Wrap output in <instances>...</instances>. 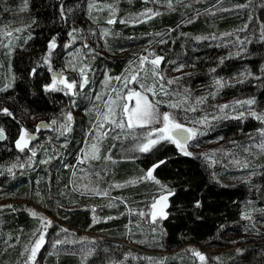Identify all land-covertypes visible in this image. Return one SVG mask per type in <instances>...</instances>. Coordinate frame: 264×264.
Returning a JSON list of instances; mask_svg holds the SVG:
<instances>
[{"label": "trees", "instance_id": "obj_1", "mask_svg": "<svg viewBox=\"0 0 264 264\" xmlns=\"http://www.w3.org/2000/svg\"><path fill=\"white\" fill-rule=\"evenodd\" d=\"M148 2L156 14L148 13L140 19L149 16L150 21L121 22L122 18L139 21L131 13H137ZM90 3L115 4L118 18L109 24V9L90 10ZM22 25L30 27L14 31ZM262 28L264 0H172L171 7L168 0H0V41L8 38L5 31L17 36L9 62L11 78L14 76L12 86L6 90L0 86V108L8 107L14 114L0 112V126L6 131L0 142V264H22L26 259L21 252L39 225L28 211L31 204L39 205L71 229L95 235L99 241L96 252L86 261L73 253L39 252L42 264H196L193 247L218 249L209 253L215 264H264V230L259 226L264 223V167L253 171L264 164V154L256 163L236 172L212 168L200 153L185 155L171 142H161L149 153L136 154L131 152V139L124 143L110 138L97 161L84 165L79 159L96 124L97 112L102 110V82L107 77L113 80L122 76L128 61L146 53L147 48L164 56L170 66L178 57L185 65L181 77L170 84L172 90L194 94L195 87L212 88L217 77L236 75L241 80L224 88L221 94L225 100L264 101ZM53 35H57L58 46L53 50L50 70L42 58ZM73 35L77 39L68 43ZM197 36L203 38L197 40ZM116 49L120 55H114ZM3 50L0 46V52ZM67 59H75L69 78L77 80L76 94L59 89L45 91L43 84L51 82L53 71H68ZM85 64L90 66L85 69L89 83L81 88L79 69ZM33 67L37 68L36 75L31 73ZM246 71L256 75L244 79L239 74ZM67 111L73 118L65 130L62 125ZM173 114L179 119L191 115L180 109L173 110ZM34 120L50 124L47 132L53 131V136L46 142L43 136L37 146L31 148L29 144L21 151L15 144L19 131L22 126H33ZM256 122L251 115L217 121L209 136L237 153H244L245 146L259 152L252 145L262 143L254 139L260 128ZM19 157V165L23 166L9 170ZM158 160L164 162L153 174L175 192L168 197L167 217L150 222L147 211L152 199L160 194L161 185L143 179L124 181L142 177ZM81 171L98 184L102 180L98 192H107L116 184L126 186L115 189L110 196H98L77 185V172ZM243 174L252 176L251 184L256 188L237 181ZM106 216L110 219H104ZM54 232V228L48 231L46 244ZM128 253L160 261H135L126 257Z\"/></svg>", "mask_w": 264, "mask_h": 264}, {"label": "snow or ice", "instance_id": "obj_2", "mask_svg": "<svg viewBox=\"0 0 264 264\" xmlns=\"http://www.w3.org/2000/svg\"><path fill=\"white\" fill-rule=\"evenodd\" d=\"M169 6L171 7L172 0H168ZM26 6V5H25ZM95 5L90 3L88 5L89 9L91 10ZM106 7L113 12V15L109 18L108 23L112 24L115 22V11L118 9L114 8L112 4H107ZM238 7H243V5H238ZM98 11H102V9H97ZM64 7L61 5V14H64ZM68 11H71V9H68ZM144 13H152L155 15V11L151 8H145ZM138 15H143V13H140ZM147 18V17H145ZM128 23H137L136 20H129ZM30 27L29 25H22L20 28L15 29L14 31L20 32L24 28ZM75 31V30H74ZM104 33L107 34L109 30L105 28ZM262 32H264V28L261 29ZM7 37H12L13 33L9 31H5L3 33ZM69 35H72L69 33ZM203 37L197 36L196 39L200 40ZM76 36H72V40H70L68 43H72V41L76 40ZM261 40H264V35L260 37ZM58 46V40L57 35H53L49 40L47 44V54L43 56L42 61L47 63L49 65V69L51 70V56L53 54V50ZM107 46V44H106ZM91 51H94V49H90ZM243 50V49H242ZM9 51H12L11 48V41H9ZM236 55H239V52L236 53ZM223 57L220 58L221 62H223ZM149 60V56L140 55L139 56V68L136 67L134 62L132 60H129V65H132L133 67L129 72L122 77L118 76L115 77V79L120 80L123 79L124 88L127 89L125 92L123 89H112L114 93H116L114 96L109 95V100L106 102V108L107 110L103 113L97 112V120H100L101 123H111L115 125L116 127L120 129L128 128L130 130H133L131 132V135L134 138V143L132 144V147L135 149H139L140 151L144 153H149L151 150L160 144L161 142H171L175 144V146L179 149L180 152L184 153L188 156L196 155L195 153L191 152L189 150V141H192L194 137H196L202 129H198L196 127H189L187 123L181 122L180 119L177 118L175 114H173L170 111H162L159 107L162 103L169 104L170 108H177L179 109L181 107V102L177 101H165V100H153L150 99L147 93H151L153 97L157 96L158 93L156 91L157 86L159 87V92L164 94L165 96L168 95V92L166 91L167 85H165L164 81V75L162 71L159 69V65L161 61L164 60V56L162 55H154V57L151 59V78L152 83L148 84L146 83L148 78V68L145 64V61ZM40 61H38L39 63ZM69 67L75 68V65L69 64ZM90 66L85 64L83 67L80 68V74L83 77L82 82L80 83L79 87H84L88 83V75L85 69L89 68ZM185 67L184 64H179L178 68ZM210 71H214V69H210ZM31 73L33 75L37 74V68L33 67L31 69ZM141 73H143L145 82H140V76ZM240 76H242L244 79H247L250 76H255V73H252L251 71H246L244 73H240ZM261 75H264V66H262ZM14 79V76L11 78ZM112 79V77H107V80ZM179 78H170L168 80V84H172ZM157 80L160 81L159 85H157ZM129 81H136L139 83V90L136 87H128ZM217 87L223 86V81L217 77L216 78ZM243 82V81H240ZM12 86L11 82L6 83L3 85V90H6ZM43 88L45 91L48 90H63L66 93L71 92L73 95L76 94L75 89L77 88V80L69 78L64 75L63 70L60 72H52L51 76V82L44 83ZM97 99H100L99 96H97ZM188 96H183L182 101H187ZM198 102H203L201 97H197ZM131 102V103H130ZM238 105H243L244 103H247L248 105H252L255 103V100L253 98H248L246 101L236 100L234 102ZM221 110L226 109L229 107L228 104H221L218 106ZM192 111L195 110V108L191 109ZM0 112L8 114L9 116H13L14 114L11 112V110L8 107H2L0 108ZM233 114L237 116L238 118H245L246 114H250L251 116L255 117L257 120L264 121V112H258L253 108H249L247 110V113L245 111H236L233 110ZM66 121L62 125L65 130H67L70 127V123L72 121V112L67 111L66 112ZM227 114H225L226 116ZM119 117V118H118ZM217 117H201L198 121H193V123H206L208 119H216ZM187 119V117H185ZM52 123H56L55 120L52 121ZM50 124H46L45 122H40L36 125V129L39 130L41 127H50ZM93 127L96 128L99 135L97 136V141L105 135V133L100 131V127H98L95 123H93ZM140 128L141 130L139 132L135 131V129ZM91 131V130H90ZM258 131L262 134H264V127H261L258 129ZM34 133H31L27 127H21V130L18 134V139H16L15 144L18 149L21 151H24L26 148H28L29 143L31 139L33 138ZM6 131L5 128L0 126V138H5ZM117 139L120 138L119 135L116 137ZM127 138V135H125V139ZM264 147V145H261ZM32 151V157L36 154V149H31ZM81 152L83 153L82 156L79 157L80 160L88 159L91 157L99 158V144L93 143L90 145V147L85 144V148L81 149ZM32 157H29L31 160ZM48 159H51L49 157ZM209 160H212L211 156H208ZM163 160H158L156 163H153L150 167H148L142 177H135L131 178L128 181H124V183H135L140 179L143 180H152L157 184L161 185V188L158 189V192L160 193L158 196L154 197L152 199L151 203V219L153 221L157 220V217H167L168 212L165 210L168 206V197L171 196L174 192V188H169L168 185L163 184L162 181H160L154 174V169L159 165L162 164ZM239 163V162H237ZM17 166L22 167L23 165H17L16 163H13L10 165L11 168H15ZM67 166V165H66ZM241 167H244L245 165H240ZM254 173H251L252 175ZM245 179H248V177H245ZM119 186V184H117ZM85 190H88V185H81ZM97 187H93L91 191H97ZM100 195H107L106 191H100ZM196 204L199 205L200 201L197 200ZM93 211H95V206L93 207ZM130 211V210H129ZM32 215L34 217H38L40 220L41 227H38L35 229V232L38 233V238L35 239L34 242H30V248L26 247L24 249L25 253H27L26 259L23 261V264H38V261L36 259L37 253L40 250V248L43 246L45 242V233L47 232L48 227L53 223L51 219H49L46 216L41 215L39 212L35 210H31ZM141 215H143V212H141ZM242 215L247 216L246 213H243ZM104 219H110V217H104ZM46 221V223H45ZM93 222H95V216L93 217ZM57 244L60 243L59 240L56 241ZM95 250L94 249H88L87 251H82V260H87V257L91 256ZM192 252L195 257L199 258L200 264H208L209 257L200 249L193 247ZM216 259H219V257H216Z\"/></svg>", "mask_w": 264, "mask_h": 264}, {"label": "rangeland", "instance_id": "obj_3", "mask_svg": "<svg viewBox=\"0 0 264 264\" xmlns=\"http://www.w3.org/2000/svg\"><path fill=\"white\" fill-rule=\"evenodd\" d=\"M148 3H145L143 5V7L138 10L139 12L137 11V13H131V14L138 19H140V17H144L145 15L148 14V13H144V9L145 8H151V9L153 8L152 4L150 2H148ZM94 5H95L94 6L95 10L107 9V7H106L107 4L106 5H100L99 3H95ZM113 6H114V8L117 9L115 4ZM109 12H110V17H111L113 15V12H111L110 10H109ZM118 12L119 11L117 10L114 13L116 18H118L116 15ZM140 13H143V15H138ZM150 19H152V18H150L148 16L147 18L140 19L138 22L140 23L142 21H150ZM121 20H122L121 21L122 23H128L127 21L123 20V18ZM115 21H116V19H115ZM16 38H17V36L12 35L11 38L8 37V38H6L5 41H0V46L4 49L2 52H0V86L2 89H3V85L6 83H9L11 80L12 75H11V69H10V65H9L11 52L9 51V41H11V46H12L13 42ZM147 49L149 52L148 51L146 53L144 52L142 55L149 56V60L145 61V64L147 65V68H148V78H147L146 83L151 84L152 83L151 59L156 54L153 52L152 49H149V48H147ZM120 54H121L120 50L116 49L114 51V55L117 56ZM140 55L141 54H139L138 56H135V59L133 60V62L137 68H139V56ZM178 59H180V58L178 57L171 62V63H174V66H170L169 65L170 62H166L165 58H164V60L161 61L160 65L158 66L164 75V81L163 82L165 83V85H167L166 91L168 92V95L165 96L164 94L160 93L159 87L157 86L156 91H157L158 95L153 97L151 95V93H147L149 98L153 99V100H165V101L181 102V107L179 109L183 110V111L187 110L190 112L191 115L189 117L184 116V118L180 119L181 122L187 123L189 125V127H196L198 129H202V131L196 137H194L193 140L189 143V150L193 153H200L201 155H203V157H205V160L210 164V166L212 168H214V167L220 168L221 167L224 170L230 169L229 171L241 172L246 167H249L252 163H256L257 158L261 154L262 155L264 154V147L261 146V145H264V134L260 133L259 131L256 132L254 139L259 138L262 141V143L261 144H256V142L252 143V145L255 147V150H258L259 152L253 151L250 148H248L247 146H245L244 148L246 149V151L244 153H237L236 149L233 150L232 147H229V148L226 147V145L224 143L222 144L221 142H219L218 139L212 140L211 136H209L210 135L209 130H211L213 123H215L217 121L228 120L231 118H238L237 116H235L233 114L234 109L236 111H245L247 113V110L249 108H253L258 112H264V101H258L252 105H248L247 103H244L243 105H238V104L234 103L236 101V99L231 100L230 102L225 100L221 93H223L224 88L227 87L229 84H231V83L234 84L235 82L239 81V79L241 77H237L236 75L229 77V78H221V80L223 81V86H221L219 88L217 87V83L215 85H213L212 88L206 89V90H204V89L198 90V87H195L194 90H196V92L194 94H192V93H186L185 94V92H183V91L172 90L170 84H168V80L170 78H180L183 71L185 70L184 68H178V65L181 64L178 61ZM67 62H68L67 63L68 71L64 72V75L67 77H70V73L72 70L74 71V68L69 67L68 65L69 64L74 65L75 59L73 61L67 59ZM132 67H133L132 65H129L128 69L126 70L125 73L122 74V76L127 74L129 72V70H131ZM122 76H120V77H122ZM72 79H75V78L73 77ZM81 79L83 80V78H81ZM82 80H81V82H82ZM140 82H145V78H144L143 73H141ZM88 83H89V81H88ZM124 83L125 82L123 81V79L107 80V78L105 79V81L102 82V85L104 84L103 88H102L103 89L102 92L105 95V99L102 102V104L100 105L102 107L101 113H103L107 110L106 102H108V100H109V95L114 96L116 94L112 91V89H123L125 92L127 91V89L124 88ZM159 83H160V81L157 80V85H159ZM128 87H136L139 90V83L136 81H129ZM183 96H188V100L182 101ZM197 97H201L203 102H198ZM241 101H246V100H241ZM221 104H228L229 107L221 110L218 107ZM159 107L162 111H170L172 113H173V110H177V108H170L169 104H167V103H162L159 105ZM192 108H195V110L192 111L191 110ZM72 112H73V110H72ZM225 114H227V115L225 116ZM248 115H250V114H246V116H248ZM185 117H187V119H185ZM201 117H217V118L216 119H208L206 121V123H193V121H198ZM40 121H42V120H40ZM40 121L34 120L31 123H33V126H36L38 123H40ZM256 121L260 125V128L264 127V121H260L257 119H256ZM96 125L98 127H100V131L105 133V135H103L99 139V141H97V136L99 135V133L97 132L96 128H93V131L91 132V134L89 136V140L85 144H87L90 147L91 144L98 142V144H99V156L101 154L102 148L105 146V141H107L110 138L115 140L117 135H119L120 138L119 139L116 138V139L122 140L124 143L126 142V140L131 139L132 140V143L130 144L131 146L135 142L133 136L131 135V132L133 130H130L128 128H125L122 130V129L116 127L115 125L111 124L110 122L102 124L101 121L97 120V119H96ZM33 126H30L27 128L29 129V131L31 133H34L38 137L40 133L37 131H32L33 129H31V128ZM140 130H141L140 128L135 129V131H137V132H139ZM125 135H127L126 139H125ZM43 136L45 137V139H47L44 142L49 141L53 136V131H49L47 133H44ZM37 143L38 142H36L34 144V146ZM127 144H129V141H127ZM130 145H128V147L131 148ZM30 146H31V144H30ZM122 148L124 149L123 144H122ZM130 148H127L126 150L133 149V151H131V152L132 153L134 152L136 154L139 152H142L139 149H135L133 147L131 149ZM82 155H83V153H82ZM208 156H211L212 160H209ZM98 159L99 158L91 157L88 159L80 160V163L83 164V162H84L85 163L84 165H87L89 162H94V161H97ZM19 161H22L21 157L18 158V161L16 163L17 165L22 163ZM237 162H239V163H237ZM240 165H245V166L241 167ZM262 167H264V164L261 163L260 166L259 165L255 166L253 171L256 172L259 169H263ZM219 172L222 173L223 171H219ZM77 173H78V178H79L77 180L79 184H77V185H79V187H81V185H88V190H89V189H92L93 187H97V186L101 185L100 183L102 182V180H100V182L98 184V182L94 178H92L90 175H84L83 171L77 172ZM85 176H87V178ZM245 177H248V179H245ZM251 177L252 176H248L247 174H243L240 178L241 180H237V181H244L245 183H247V185H249V187L251 189H254L256 187L253 184H251ZM80 183H82V184H80ZM123 186H126V184H121V185L119 184V186H117V184H116L115 186H113V188H111L109 191H107V195L108 196L112 195V193H114L113 191L115 189H119ZM97 188L100 189L99 187H97ZM90 192H93V194H97L98 196H100V194H99L100 191L99 192L98 191H90ZM90 192L89 191L87 192L88 195L91 194ZM95 192H97V193H95ZM107 195H103V196L106 197ZM8 205H10V204H8ZM148 209L149 210L147 211V214L150 212L148 214L150 217V222H155L151 219V205ZM31 210H35V211L39 212L41 215L46 216L53 221V223L48 227L47 232L45 233V242L37 253L36 259L38 261V264H42V262H43L42 258H40V260H39V256H38L39 252H43L42 253L43 255H46L48 253H52L55 255H59L62 253H73V254L78 255L81 259H82V251H87L88 249H94L95 251L93 252V254L96 252V249H97L96 243L97 242L99 243V241H97V239H96L98 237H94L95 235L90 234V233H86V232H79L75 229L69 228L65 224L59 223L55 217L51 216L49 213H47L39 205H35V204L29 205L28 211L32 215ZM34 218H36L38 220V224H39V225L37 224L38 227H41L39 218L38 217H34ZM159 218H161V217H157V220ZM45 223H46V221H45ZM259 226L264 230V223L263 222H260ZM51 228H54L55 232L53 234L51 242L49 244H46L47 243L46 234L48 233V231ZM37 238H38V233L34 232L32 237L30 238V242H34L35 239H37ZM57 240L60 241L59 244L56 243ZM30 242L28 245H26L24 247V249L26 247L30 248ZM124 242L129 243L128 240H125ZM200 250L203 251L208 257H209V253L213 254V253H216L219 251L218 249H216L214 247H207V248L200 249ZM21 255L23 258H25L27 253H25V251L23 250L21 252ZM91 256L87 257V259H89ZM130 256L132 258H135V261H138L140 259H144V260H147L150 262L156 261V260L160 261L159 258H154V257H151L149 255H145V254L143 255V254H139V253H128V255L126 257H130ZM198 263H200V261H199V258L197 257L196 264H198ZM212 263H214V262L210 261V259H209L208 264H212ZM22 264H23V262H22Z\"/></svg>", "mask_w": 264, "mask_h": 264}, {"label": "flooded vegetation", "instance_id": "obj_4", "mask_svg": "<svg viewBox=\"0 0 264 264\" xmlns=\"http://www.w3.org/2000/svg\"><path fill=\"white\" fill-rule=\"evenodd\" d=\"M41 122V121H40ZM39 124V123H38ZM42 129L40 130H37L36 129V126H33L31 129H33L32 131H37V132H39L40 134H39V136H38V138L37 139H35L34 138V136H33V138L31 139V141H30V143L29 144H31V148L34 146V144L36 143V142H38L39 141V139L40 138H42L43 137V135H44V133L45 132H47L49 129V127H41Z\"/></svg>", "mask_w": 264, "mask_h": 264}, {"label": "water", "instance_id": "obj_5", "mask_svg": "<svg viewBox=\"0 0 264 264\" xmlns=\"http://www.w3.org/2000/svg\"><path fill=\"white\" fill-rule=\"evenodd\" d=\"M55 72H60V71L56 70ZM51 76H52V73H51ZM42 121L45 122L46 124H48L46 121H44V120H42ZM42 121H41V122H42ZM41 129H42V128H40V130H41ZM33 136H34L35 139L38 138L35 134H34ZM3 139H4V138H0V142H1ZM190 142H191V141H189V143H190ZM198 264H200V263H198ZM212 264H215V263H212Z\"/></svg>", "mask_w": 264, "mask_h": 264}]
</instances>
